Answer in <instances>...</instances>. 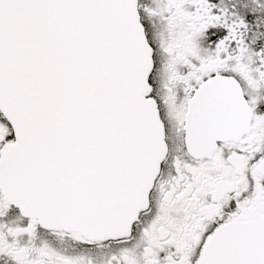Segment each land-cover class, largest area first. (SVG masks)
I'll return each instance as SVG.
<instances>
[{"label":"snow or ice","instance_id":"snow-or-ice-1","mask_svg":"<svg viewBox=\"0 0 264 264\" xmlns=\"http://www.w3.org/2000/svg\"><path fill=\"white\" fill-rule=\"evenodd\" d=\"M0 264H264V0H0Z\"/></svg>","mask_w":264,"mask_h":264}]
</instances>
